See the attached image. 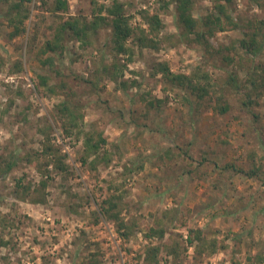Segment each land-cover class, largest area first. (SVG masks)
Wrapping results in <instances>:
<instances>
[{
    "label": "rangeland",
    "instance_id": "374dc122",
    "mask_svg": "<svg viewBox=\"0 0 264 264\" xmlns=\"http://www.w3.org/2000/svg\"><path fill=\"white\" fill-rule=\"evenodd\" d=\"M122 1L125 12L133 16L131 25L146 26L138 14L140 10L158 13L164 25L158 35L160 44L154 49L139 48L131 40L126 42L133 50L129 65L139 71L136 75L141 80L139 87H130L124 94L116 88V82L108 81L102 74L92 91L86 83L73 78L72 73L95 79L94 73H101L103 64L112 62L110 29L99 28L86 43L64 32L63 56L55 64L70 75L69 83L82 95L85 123L96 120L104 126L107 143L103 150L112 155L108 166L100 165L94 171L90 160L84 163L80 159L83 142L69 135L73 141V165L64 157L70 171L67 177L51 165L45 172H39L25 161L24 155L31 149H41L44 137L41 129L47 126L56 146L59 145L56 135L61 139L67 136L56 117V105L64 99V91L50 94L46 86L37 83L36 73L50 75L52 82L57 80L48 66L40 63L38 51L52 37L58 21L73 15L90 18V0H68V10L64 12H53L51 0L44 5L33 0L25 21L26 31L12 38L8 36L11 28L0 20V156L9 158L14 153L18 156L16 166L4 177L0 176L3 195L0 219L14 221V225L3 226L0 220V240L9 241L0 244V264H79L84 253L96 250L99 264H119L121 258L136 264L149 238L142 231L129 241L124 240L117 234L114 223L101 217L100 204L107 193L108 181L119 182L122 166L138 164L139 160L143 161V168L128 173L122 185L125 217L137 215L142 227L162 224L167 233L175 235L186 232L184 222L201 226L206 235L214 234L226 245L202 262L192 261L189 248L180 264H264V260H258V256L264 257V163L259 172L262 179L259 174L249 177L226 170L227 163L246 170L260 165V157L264 156V93L255 97L256 103L248 111L241 105L245 97L242 89L226 91L231 108L224 114L214 113L208 105L197 113L192 111L182 96L189 97L188 92L179 87H173V95L168 99L160 75H152V64L165 61L171 70L186 72L200 65L210 73L213 82L222 86L227 71L245 78V72L238 66V56L231 50L208 55L190 40L191 36L185 37L174 24V3L165 6L162 0ZM234 1L231 12L242 28L248 20L264 18V0L259 4L252 0ZM210 5V0L196 1L194 16L205 14ZM6 7L0 0V14ZM240 36L241 28L228 29L210 41L217 47ZM227 53L235 59L230 65L222 57ZM17 60L21 61V70L11 68ZM246 61L242 60L249 68L264 62V52ZM156 99H163L159 109L148 107V100L155 103ZM132 117L137 123H148L150 128L140 129L133 124ZM251 149L255 151L254 159L248 154ZM76 172L80 180L75 178ZM22 174L23 182L29 181L34 186L40 179H48L44 201L18 198L15 180ZM67 191L84 197L76 212L66 207ZM95 217L98 220L93 223ZM101 220L110 223L116 232L110 245L105 244V236L101 238L106 231Z\"/></svg>",
    "mask_w": 264,
    "mask_h": 264
},
{
    "label": "trees",
    "instance_id": "16d2710c",
    "mask_svg": "<svg viewBox=\"0 0 264 264\" xmlns=\"http://www.w3.org/2000/svg\"><path fill=\"white\" fill-rule=\"evenodd\" d=\"M7 4L6 9L0 14V20H5L11 28L8 33L9 38L20 35L26 31L25 21L30 14V3L33 0H1ZM47 0H39L44 5ZM53 12H64L68 10V0H51ZM163 5L167 6L174 3L175 15L174 24L180 28L185 37L191 36L190 40L199 44L204 52L208 55L222 53L223 50H231L238 56L239 69L244 71V77L240 78L236 72L227 71L224 84L221 86L216 81L211 80V75L200 65L193 67L188 72L173 71L165 61H158L152 64V75H160V81L164 85L165 96L168 99L173 95V87H179L188 92L189 97L182 95L183 99L191 106V110L199 112L202 106L208 105L213 112L218 114L226 113L231 104L227 100L226 91L242 89L245 97L241 101V105L249 111V106L256 103L255 97L264 93V62L260 61L253 67L249 68L243 61L254 59L264 52V18L256 20H248L244 28L234 19L231 12V5L234 0H210L211 5L207 8V12L203 15L194 16L193 8L198 0H162ZM259 4L260 0H252ZM91 12L90 18L70 16L65 20L58 21L54 26L53 35L50 39H46L43 46L38 51L40 63L48 66V70L53 72V77L57 78L52 82V77L48 74L36 73L38 84L46 86L48 92L57 93L64 91L62 99L56 105L58 115L56 117L61 120V127L65 135L74 136L78 141L83 142V153L80 159L85 163L88 160L90 167L97 171L98 166H108L111 162V153H104L103 146L107 143V134L104 126L98 125V121H90L85 123L84 114L81 112L84 104L81 101L82 95L73 88L68 81V73L59 69L55 61L58 57L63 56L64 43L62 42L64 32H68L80 43H86L89 36L96 34L101 27L110 29L113 50V60L109 64H103L101 73H94L95 79L85 78L80 74H73L75 79L86 83L92 91L96 90L98 81L102 74H105L108 81L116 82V88L124 94L130 87H139L141 80L136 75L139 71L130 67L132 61L133 50L127 47L126 42L131 40L135 42L139 48H157L160 40L158 35L164 27L158 13H149L147 10H140L139 15L146 22V26L140 24L131 25L130 14L125 12V2L122 0H109L107 3H99L97 0H90ZM241 28V36L232 39L228 44H220L217 47L212 44L210 39L215 37L219 32L228 29ZM238 51L241 53L239 54ZM230 53L224 54L222 57L228 65L232 64L235 59ZM116 57V58H115ZM21 70V61H14L11 68ZM104 75V76H105ZM105 77V78H106ZM52 82V83H51ZM256 92L255 94L253 93ZM146 97V96H145ZM145 97L143 99H145ZM171 99V98H170ZM98 99L94 102L97 103ZM163 99L148 100V107H160ZM147 112V111H146ZM252 112V111H251ZM146 117L148 116L145 115ZM255 117L256 114L253 113ZM133 124L140 129L150 128L148 123H140L132 117ZM48 127V126H47ZM46 128L41 129L43 132V140L40 141L41 149H31L24 155V159L28 164L34 166L39 172H45L48 165L58 170L60 174L67 177L70 174L68 165L64 162L65 154L61 152L60 146H56L52 141V133ZM50 129V127H49ZM142 132V130L140 131ZM225 140V137L223 138ZM168 153V152H167ZM255 156V151L251 149L248 153ZM18 156L16 153L9 158L0 156V176L4 177L17 164ZM254 161V160H253ZM264 163V156L260 157V165H255L249 169L234 167L232 163L226 164V170L231 169L232 172L244 173L249 177L257 176L261 172V166ZM134 165L122 166L120 171V181L114 182L110 179L107 183V193L101 201V217L108 221H112L115 225L117 234L129 241L132 236L138 232H144V236L149 241L143 245L137 258H140L136 264H180L182 255L188 253L191 248L190 258L192 261L202 262L204 257L214 254L219 249H225L226 245L223 240L213 235H206L203 227L191 226L184 222L182 224L185 233L177 235L167 233L166 227L162 224L157 226L145 225L141 226L137 215L125 217L123 210V197L125 191L122 185L126 181L128 173L143 168V161L139 163L133 162ZM47 175V174H46ZM24 176V177H23ZM48 177V176H47ZM263 178L261 174L258 178ZM21 178L15 180V193L20 199H29L32 202L44 201V190L48 183V179H40L38 185H33L29 181L23 182ZM264 183V180H263ZM121 189L123 191H121ZM68 192V199L65 201L67 209L76 212L77 208L82 205L84 197L78 194ZM3 195H0V202ZM71 202H70V201ZM264 208V206H263ZM3 226L14 225V221L5 217L0 219ZM98 219L95 217L92 222ZM92 222H89L93 225ZM90 225V226H91ZM158 241L154 243L152 239ZM9 241L0 240V244H7ZM99 251H87L79 264H99ZM5 259V257H3ZM259 262L264 257L258 256ZM163 262V263H162ZM236 263V260H234Z\"/></svg>",
    "mask_w": 264,
    "mask_h": 264
},
{
    "label": "built area",
    "instance_id": "2783aa9c",
    "mask_svg": "<svg viewBox=\"0 0 264 264\" xmlns=\"http://www.w3.org/2000/svg\"><path fill=\"white\" fill-rule=\"evenodd\" d=\"M56 136H57L56 141H57V143H59L62 153L65 154L66 162L69 163L70 165H73L72 153H71V151L73 149V146H71V144L73 143L72 138L69 137V136H65V137L62 136V139H61V137L59 135H56ZM75 175H76L75 178L77 180L81 179V176L78 174V172H76ZM101 223L103 224V226H102L103 229H106V231L102 230L103 233L105 231V233H104V236L106 238L105 239L106 240L105 243H106V245H110L111 243H113V238H115L116 232L112 229V227H111L112 225H110V223L104 222L103 220L100 221V224ZM116 247H118V245H116ZM117 249H119V248H117ZM122 253L119 254L120 257H122V255H123ZM119 264H133V263L126 262L125 259L121 258Z\"/></svg>",
    "mask_w": 264,
    "mask_h": 264
},
{
    "label": "crops",
    "instance_id": "0c3cea01",
    "mask_svg": "<svg viewBox=\"0 0 264 264\" xmlns=\"http://www.w3.org/2000/svg\"><path fill=\"white\" fill-rule=\"evenodd\" d=\"M104 237V235H101V238ZM106 244V243H105ZM107 254V253H106Z\"/></svg>",
    "mask_w": 264,
    "mask_h": 264
}]
</instances>
